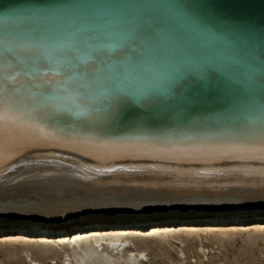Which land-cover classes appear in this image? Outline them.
I'll return each mask as SVG.
<instances>
[{
    "label": "water",
    "instance_id": "water-1",
    "mask_svg": "<svg viewBox=\"0 0 264 264\" xmlns=\"http://www.w3.org/2000/svg\"><path fill=\"white\" fill-rule=\"evenodd\" d=\"M0 62V96L16 77L17 99L64 115L56 127L39 122L58 133L98 136L80 113H99L114 93L130 95L125 119L144 116L148 134L106 140L233 138L249 106L251 127H264V0H0ZM47 71L60 79L46 83ZM199 76L210 87L195 86Z\"/></svg>",
    "mask_w": 264,
    "mask_h": 264
},
{
    "label": "bare ground",
    "instance_id": "bare-ground-1",
    "mask_svg": "<svg viewBox=\"0 0 264 264\" xmlns=\"http://www.w3.org/2000/svg\"><path fill=\"white\" fill-rule=\"evenodd\" d=\"M0 67L9 69L3 62ZM40 127L44 133L9 141L0 160V241L23 243L29 264H43L38 257L48 253L60 264H186L191 239L199 241L196 248L208 259L202 236L264 231V153L245 154L246 159L153 158L112 147L138 142L258 148L264 141L255 133L161 142L106 140ZM108 168L116 170L104 171ZM79 206L90 209L74 211ZM10 209L21 213L9 214Z\"/></svg>",
    "mask_w": 264,
    "mask_h": 264
},
{
    "label": "snow or ice",
    "instance_id": "snow-or-ice-1",
    "mask_svg": "<svg viewBox=\"0 0 264 264\" xmlns=\"http://www.w3.org/2000/svg\"><path fill=\"white\" fill-rule=\"evenodd\" d=\"M39 10H35L32 15H36ZM178 14L186 23L198 31H206L191 14L185 12L182 6L178 7ZM9 82L13 88L6 91L0 96V160L4 159V152L9 141L27 139L34 131L44 133V129L40 127L39 122H45L51 127L62 121L65 117L59 110H49L42 105L29 104L22 99H17L19 90L16 87L19 80L16 77H9ZM42 79L47 82H56L60 79L59 75L53 71L44 72ZM197 87H210L203 76L197 77ZM250 91V89H249ZM146 99L152 103L154 98L149 96ZM131 97L127 93H114L106 101L104 108L97 114L89 109H82L81 115L86 117L81 121V127L85 130L95 132L98 136H112L117 133H126L135 135L137 133L144 135L148 134L149 128L147 119L144 116L138 117L134 123L129 124L125 119L126 112L131 108ZM148 105H141L147 107ZM254 115V110L249 106L244 113V122L233 127L242 135H247L250 132H255L259 141H264V127H251V118ZM188 127L175 128L177 135L186 134V130H191ZM167 135V133H163ZM112 147L121 148L126 152L134 155H150L155 158V154H160L162 158H174L177 154L194 155V156H223L232 159H246L254 152L264 153V142L260 143L258 148L247 147L244 145H218L213 147L199 146L189 148H176L174 146L157 147L149 143L128 142L122 145H113ZM264 159V156L260 157ZM116 169L108 168L104 171H115Z\"/></svg>",
    "mask_w": 264,
    "mask_h": 264
},
{
    "label": "rangeland",
    "instance_id": "rangeland-1",
    "mask_svg": "<svg viewBox=\"0 0 264 264\" xmlns=\"http://www.w3.org/2000/svg\"><path fill=\"white\" fill-rule=\"evenodd\" d=\"M81 207V208H80ZM90 207L79 206L74 211H82ZM21 213L18 209H10L9 214ZM227 223V222H225ZM245 223V222H243ZM215 224V223H214ZM218 224V223H217ZM206 250L208 259L197 250L199 241L191 239L187 243L186 264H195V255L200 264H264V231L256 232H233L220 234L216 238L202 236L201 240ZM24 244L15 242L12 239L0 241V264H29L24 256ZM51 258H55L51 260ZM174 260L178 259L173 253ZM159 260V257H156ZM43 264H60L59 258L53 253H48L43 257H38ZM56 262V263H52ZM167 263V261H165ZM164 263V264H165ZM179 264H184L179 261Z\"/></svg>",
    "mask_w": 264,
    "mask_h": 264
}]
</instances>
